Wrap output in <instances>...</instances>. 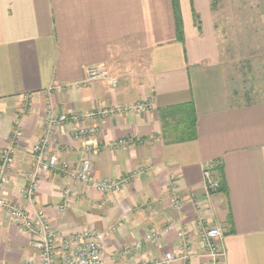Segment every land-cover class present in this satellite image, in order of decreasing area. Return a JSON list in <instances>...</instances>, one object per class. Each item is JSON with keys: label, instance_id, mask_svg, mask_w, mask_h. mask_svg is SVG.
<instances>
[{"label": "crops", "instance_id": "0c3cea01", "mask_svg": "<svg viewBox=\"0 0 264 264\" xmlns=\"http://www.w3.org/2000/svg\"><path fill=\"white\" fill-rule=\"evenodd\" d=\"M177 2L179 14L174 0H0V163L14 131H23L0 194L32 215L44 210L59 238L100 230L102 264H150L167 252L173 264H209L202 222L222 228L221 264H264V0H243L242 14H226L224 1ZM95 65L118 81H87ZM182 104L193 107L197 136L167 142L160 112ZM50 109L96 114L57 126L50 150L76 171L85 143L100 145L89 155L94 174L131 178L122 190L102 193L45 171L26 194ZM80 125L99 133L74 139ZM129 138L135 143L110 146ZM214 161L225 188L208 194L204 170ZM69 186L75 196L60 211ZM153 233L157 241L147 239ZM28 263H42L39 249L0 208V264Z\"/></svg>", "mask_w": 264, "mask_h": 264}, {"label": "built area", "instance_id": "2783aa9c", "mask_svg": "<svg viewBox=\"0 0 264 264\" xmlns=\"http://www.w3.org/2000/svg\"><path fill=\"white\" fill-rule=\"evenodd\" d=\"M107 79L111 83H116L118 77L111 76L107 69L103 66H91L87 69V81H97ZM63 89V87H58ZM95 113L88 115L80 113H56L52 109L48 110L43 119L44 135L33 146L35 155V170L29 173L30 184L26 190V194H32L37 190L39 185L40 172L58 171L71 177L74 181L84 182L88 187L93 188L102 193L120 191L130 182L129 177L120 180L99 179L95 176L93 163L89 155L93 151L100 148V145L87 142L84 145L85 158L80 169L70 171L69 164L62 159L57 152L50 150L52 136L57 126L70 122H79L80 120L90 117L94 118ZM99 133V127L80 125L74 128L71 135L74 139H88ZM23 131L16 129L12 135V143L3 150V161L0 163V191L8 179V172L14 163V143L22 137ZM135 139H122L113 141L110 146L118 147L126 144H134ZM219 165V162H211L205 167V188L207 193L220 187V181L213 176V169ZM65 201L59 205L60 211H65L69 205L70 199L75 196V192L69 186L64 189ZM182 205L180 198L174 200V207L179 209ZM0 208L6 210L12 217L20 221V224L31 237L35 247L39 249L42 263L41 264H102L105 236L94 228L85 227L80 231L71 233L67 236L59 238L57 230L54 228L50 219L40 209L32 215L25 207L20 204L4 198L0 194ZM200 235L203 246L208 251L209 264H221L226 256L225 248L220 244L223 237L222 228L219 226H206L202 222L200 224ZM181 238V246L188 251L190 250V241L186 233L179 232ZM148 240L157 241L159 236L157 233L147 235ZM141 242H137L131 249L123 251L124 255L132 254L137 248H140ZM175 256L171 252H167L163 259L154 261L150 264H173ZM31 264V263H28Z\"/></svg>", "mask_w": 264, "mask_h": 264}, {"label": "trees", "instance_id": "16d2710c", "mask_svg": "<svg viewBox=\"0 0 264 264\" xmlns=\"http://www.w3.org/2000/svg\"><path fill=\"white\" fill-rule=\"evenodd\" d=\"M178 0H174L175 10L179 14ZM177 31L179 39H183L182 21L177 16ZM164 126V137L167 142H177L195 139L197 136L196 119L191 104L175 105L161 110ZM217 167V166H216ZM224 180H220L218 190H224Z\"/></svg>", "mask_w": 264, "mask_h": 264}, {"label": "rangeland", "instance_id": "374dc122", "mask_svg": "<svg viewBox=\"0 0 264 264\" xmlns=\"http://www.w3.org/2000/svg\"><path fill=\"white\" fill-rule=\"evenodd\" d=\"M215 1L216 2H222V3L224 1V4L226 3V5H225V13L226 14L249 13L248 12L249 7L241 4L243 2V0H215ZM250 12L251 13L255 12L253 6H252V11H250Z\"/></svg>", "mask_w": 264, "mask_h": 264}]
</instances>
